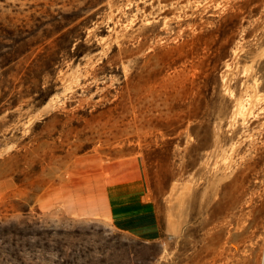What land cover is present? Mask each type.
Returning <instances> with one entry per match:
<instances>
[{
    "label": "rangeland",
    "instance_id": "obj_1",
    "mask_svg": "<svg viewBox=\"0 0 264 264\" xmlns=\"http://www.w3.org/2000/svg\"><path fill=\"white\" fill-rule=\"evenodd\" d=\"M0 264H264V0H0Z\"/></svg>",
    "mask_w": 264,
    "mask_h": 264
},
{
    "label": "crops",
    "instance_id": "obj_2",
    "mask_svg": "<svg viewBox=\"0 0 264 264\" xmlns=\"http://www.w3.org/2000/svg\"><path fill=\"white\" fill-rule=\"evenodd\" d=\"M147 194L143 183L122 193L112 192L107 195V209L112 221L120 230L155 241L161 236V228L157 210L146 198Z\"/></svg>",
    "mask_w": 264,
    "mask_h": 264
}]
</instances>
